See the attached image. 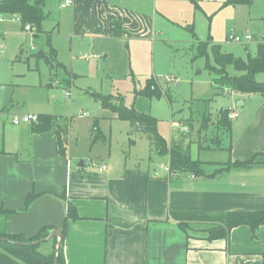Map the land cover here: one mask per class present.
Segmentation results:
<instances>
[{
	"label": "crops",
	"instance_id": "crops-1",
	"mask_svg": "<svg viewBox=\"0 0 264 264\" xmlns=\"http://www.w3.org/2000/svg\"><path fill=\"white\" fill-rule=\"evenodd\" d=\"M71 1L74 34L90 41L91 51L107 53L108 60L120 56L125 62L122 53H126V47L130 50V44L125 46L126 32L132 25L136 32L141 31L136 36L142 41L154 38V25L145 14L118 7L113 0ZM44 11H48L47 1ZM13 18L21 24L17 15L0 14V20ZM183 29L191 34L187 42H204L197 37L193 24ZM114 30L121 32L119 38L113 36ZM40 34L41 30L34 27V38ZM49 35L47 41L56 51V59L52 66L46 64L50 68L62 67ZM76 76L72 74L66 80L69 86ZM240 95L243 98L226 108L238 114L231 119V134L224 137L229 145L222 142V149L217 150L226 156L218 160L214 154L205 160L192 158L204 163V174L200 176L168 173L169 165L164 164L156 170L151 156L145 164L125 161L123 165H113L103 159V172L99 168V172H88L80 165L75 168L70 157L58 152L56 129L35 131L36 123L14 126L13 116L39 114H12L10 107L14 104L4 105L0 111V228L9 235L32 239L44 229L50 233L63 231L67 223L66 264H263L264 227L254 235L248 226H240L231 230L227 238L210 240L208 231L215 224L192 217L264 211V96ZM5 115H11L9 127L4 122ZM54 117L59 118L61 126L65 125V118ZM211 118L213 126L217 118L212 114ZM184 123L181 127L189 131ZM130 126L131 135L148 139L150 152L165 157L146 135L133 131L131 123ZM130 142L136 148V140ZM136 156V161L142 158ZM250 161L253 163L246 167L233 166ZM32 193L39 197L24 210L27 196ZM70 205L76 209L78 219L67 221ZM183 222L188 226L181 227ZM49 243L53 245L52 253L58 240Z\"/></svg>",
	"mask_w": 264,
	"mask_h": 264
},
{
	"label": "rangeland",
	"instance_id": "rangeland-1",
	"mask_svg": "<svg viewBox=\"0 0 264 264\" xmlns=\"http://www.w3.org/2000/svg\"><path fill=\"white\" fill-rule=\"evenodd\" d=\"M228 1L113 0L118 7L145 14L154 25L151 41H142L136 36L141 31L136 32L133 25L128 27L125 46L130 44V50L126 47L127 56L122 53L124 63L120 56L108 60L107 53L91 51L92 43L74 34L73 6H66L65 0H47V17L41 24L42 34L36 38L21 29L17 18L0 20V111L13 103L12 114L29 112L65 118L69 135L67 156L75 168L85 162L83 169L88 172H99L92 160L97 166L104 163L103 159L113 165H123L125 161L145 164L151 156L156 170L170 164L169 156L150 152L148 139L131 135L130 123L117 119L93 95L113 97L115 103H120L122 97L127 107L135 105L136 109L150 113L169 144L173 138L180 140V135H187L184 147L193 159H209V154L221 159L226 155L217 150L199 152L200 121L205 114L216 117L220 110L243 96L231 90L224 80L216 81L218 73L211 69L216 67L215 59L200 54L198 42H187L191 34L183 28L193 24L200 41L218 46L224 55L244 61L249 56L256 57L264 44V0H251L250 5ZM48 33L62 67L50 68L40 55H49L52 47L47 41ZM231 34L242 36L243 42L231 43ZM245 35H252L253 41L244 40ZM226 70L230 76L238 75L233 66ZM72 74L77 76L69 86L66 80ZM151 78L157 80L163 96L153 100L135 98L134 90L144 88ZM256 80L264 83V73L258 74ZM10 121L11 115H5L6 126H10ZM183 123L189 131L181 127ZM96 124L99 132H95ZM210 131L207 136L219 137L229 145L223 134ZM96 134L103 138H96ZM131 139L136 140V148ZM136 155L142 158L136 161ZM52 246L49 241L43 242L38 251L48 255Z\"/></svg>",
	"mask_w": 264,
	"mask_h": 264
},
{
	"label": "trees",
	"instance_id": "trees-1",
	"mask_svg": "<svg viewBox=\"0 0 264 264\" xmlns=\"http://www.w3.org/2000/svg\"><path fill=\"white\" fill-rule=\"evenodd\" d=\"M47 0H0V14L17 15L20 17L22 29H25L27 25H32L41 30V24L47 17L44 8ZM232 0H229L230 2ZM233 3L249 4L251 0H233ZM113 36L119 38L121 32L119 30L113 31ZM197 49L203 56H210L214 58L216 64L215 68H211L212 71L218 73V83L224 80L225 84L230 87L235 93L243 95H262L264 96V83H259L256 80V76L260 73H264V44L260 45L259 51L256 57H248L247 61L235 59L232 56L224 55L216 45H211L210 42H198ZM42 58L52 66L54 59H56V51L51 47L49 55H42ZM233 66L238 73L236 76H230L227 72V67ZM221 80H220V79ZM178 80V79H177ZM215 88L218 84L214 83ZM158 82L155 78H151L147 81L146 86L138 90H134L135 98L144 97L148 100L155 98L160 99L163 94ZM95 99L101 102L104 109L116 114L119 119L128 121L133 127V131L140 132L146 135L149 140L156 146L159 154L169 156V167L171 173H191L196 176L203 175L204 163L200 160H193L188 148L184 147L185 139L181 136L180 140L172 139L171 144L160 135L158 131V121L150 114L141 113L136 110L135 106L127 107L124 105L123 98H120V103H115L113 97H103L100 95H93ZM230 110L222 109L216 115V122L213 124L217 133L223 134V136L230 135L232 131V120L229 118ZM212 123L211 116H204L200 121V129L198 131V145L199 150H221L222 139L219 137H209L210 126ZM34 130L43 132L49 129H56L57 131V149L60 155L67 156L68 152V127L59 123V118L50 115H39L38 122L34 124ZM192 129V126H191ZM210 131V132H211ZM95 132H99V127L95 125ZM204 132V134H202ZM99 134H96V138H99ZM188 137V136H187ZM228 148L227 150H229ZM230 151V150H229ZM254 161V160H253ZM253 161L248 163H235L233 166L242 168L251 165ZM39 197V194L32 193L27 196L25 209L27 210ZM0 213H3L0 210ZM180 216L183 214H179ZM186 218H190L188 215H184ZM201 219L203 222H212L215 227L208 231V239H224L227 238L230 231L240 227L248 226L252 233L256 235L261 227H264V211L262 212H243L233 211L218 216H206V215H193ZM78 219L76 209L70 205L68 208V220ZM181 227L188 226L183 222ZM66 229L62 231L63 242L58 252V263L66 264L64 258V245L66 237ZM50 236V232L47 229L41 231L36 237L32 239H26L21 235H9L0 228V264H56V248H54L51 254L45 255L38 251L39 245H31L39 240L46 239ZM56 241V239H53ZM27 244V245H22ZM264 260V254H263ZM264 264V261H263Z\"/></svg>",
	"mask_w": 264,
	"mask_h": 264
},
{
	"label": "built area",
	"instance_id": "built-area-1",
	"mask_svg": "<svg viewBox=\"0 0 264 264\" xmlns=\"http://www.w3.org/2000/svg\"><path fill=\"white\" fill-rule=\"evenodd\" d=\"M66 6H71L72 5V1L71 0H67L66 1ZM25 31L26 32H31L33 33L34 32V27L32 25H27L25 27ZM228 40L231 42V43H242L243 42V37L242 36H239V35H235V34H231L229 37H228ZM244 40H246L247 42H251L253 41V36L252 35H245V38ZM174 79H168V81H172ZM178 82V80L175 81V83ZM66 96L67 97H70V94L69 93H66ZM83 116H88V114L84 113L82 114ZM238 117V114L235 112V111H231L230 110V114H229V118L230 119H235ZM38 122V116L36 115H26V116H22V117H14L13 120H12V124L14 126H19L21 124H31V123H37ZM93 166H97V163L94 161L93 162ZM99 168V171L100 172H103L106 170V165L105 164H102L101 166H97ZM166 171L168 173H170V167H166Z\"/></svg>",
	"mask_w": 264,
	"mask_h": 264
},
{
	"label": "water",
	"instance_id": "water-1",
	"mask_svg": "<svg viewBox=\"0 0 264 264\" xmlns=\"http://www.w3.org/2000/svg\"><path fill=\"white\" fill-rule=\"evenodd\" d=\"M81 167H85V162H83L82 164H80ZM53 239H57L58 240V245H57V248H56V258H55V262L56 264L58 263V252L62 246V242H63V234H62V231L60 230H54L50 236L46 239H42V240H39L31 245H40L41 243L43 242H46V241H51ZM22 245H27V244H22Z\"/></svg>",
	"mask_w": 264,
	"mask_h": 264
}]
</instances>
